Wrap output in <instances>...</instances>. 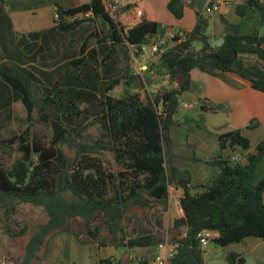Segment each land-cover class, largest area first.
Segmentation results:
<instances>
[{
    "label": "trees",
    "instance_id": "trees-1",
    "mask_svg": "<svg viewBox=\"0 0 264 264\" xmlns=\"http://www.w3.org/2000/svg\"><path fill=\"white\" fill-rule=\"evenodd\" d=\"M111 8V0H90L66 10L57 8L56 30L73 34L82 23L79 17H84L100 22L103 38L98 41L99 48L90 50L87 56L85 42L77 58L46 74L29 65L36 62L41 51L36 44L40 34L17 38L0 0V18H5L0 21V59L7 60L6 65H0V85L10 88L12 102L23 104L28 120L34 110L30 88L33 82L41 85L44 122L50 118L79 138L73 160L53 147L63 136L51 142V147L30 139L27 130L1 141V145L17 144L21 156L10 167L0 164V208L8 215L14 213L15 202H21L41 207L47 215V221L26 244L20 264L40 261L38 253L53 234L73 233L82 238L72 229L74 222L85 225L83 244L128 250L157 248L160 239L156 228L137 222L130 233L129 227L137 221L133 210L161 205L166 209L170 186L180 191L182 213L173 221L172 229H183V237L173 238L178 247L167 264H205V250L196 240L202 230L219 233L212 242L219 248L240 244L247 238L264 242V139L251 151L249 139L240 130L218 135L220 152L205 161V166L214 170L213 175L193 187L191 172L173 163L170 137L179 98L191 90L193 70L212 77L236 75L264 94V31L259 33V29L264 30V0H245L235 7L239 18L250 15L258 27L243 34L240 24L222 19L224 35L215 46L206 35L207 18L198 15L191 36L185 40L177 34L176 41L181 42L167 45L149 64L157 78L168 76L171 86L151 93L153 98L146 100L131 91L140 77L131 75L129 50L139 57L143 48L155 44L158 24L143 19L126 30L112 17ZM166 9L175 20L183 18L181 0H169ZM194 42L201 44L200 50L193 49ZM119 84L124 87L122 96H110ZM7 103L0 90V108ZM82 103L94 107L91 116L99 131L95 138L84 133L87 108L81 109ZM237 148L245 157L232 164L225 154L227 149ZM100 153L112 156L114 169L105 166L97 156ZM103 232L106 234L101 236ZM149 262L142 259L138 264ZM225 262L244 264L245 259L230 251ZM98 264L119 263L115 258H100Z\"/></svg>",
    "mask_w": 264,
    "mask_h": 264
},
{
    "label": "crops",
    "instance_id": "crops-1",
    "mask_svg": "<svg viewBox=\"0 0 264 264\" xmlns=\"http://www.w3.org/2000/svg\"><path fill=\"white\" fill-rule=\"evenodd\" d=\"M3 11L7 15L11 28L17 38L22 35L27 36L31 33L40 34L36 39L37 48H40V53L36 55V62L30 63L33 65L40 63L41 67L36 69L49 74L58 69L64 62H69L77 58L79 50L75 53L73 43L75 42V35L79 28L73 34H66L56 30L55 20L57 19L56 10L58 7L63 9H71L78 7L90 0H2ZM111 0L112 10L118 13L115 19L125 29L131 28L141 20L153 21L158 24L157 39H164L169 30L180 34L183 39H188L191 36L193 27L196 23L197 16L201 15L208 20L206 35L209 37V43L212 46L220 44L222 41L224 30L222 19L229 23L241 25V33H246L258 27L255 18L251 19L250 15L241 19L235 12L236 5L244 4L245 0H181L184 6V15L181 20H175L173 16L167 11L166 5L169 0ZM209 3L218 4L219 9L216 12L207 14L205 8ZM145 5L144 9L142 5ZM135 10L141 11V16L135 15ZM5 18L1 16L0 21ZM245 19L247 20L245 22ZM17 22V23H16ZM178 28V29H175ZM5 30V29H4ZM6 31V30H5ZM263 29H259V33H263ZM68 40L62 48L60 40ZM81 39V38H80ZM27 40H30L27 38ZM61 45V47H60ZM146 48V47H145ZM143 48L141 56L136 59V63L141 65L143 61H147L150 53L148 49ZM200 47L193 49L200 50ZM0 47V56L1 54ZM72 53H69L70 51ZM86 53V51H85ZM85 55V54H84ZM154 58L150 59L153 61ZM3 63H7L6 59H1ZM51 62V63H50ZM35 67V66H34ZM46 67L49 70H43ZM29 68V66H26ZM192 86L191 90L184 93L181 97L184 99L183 104H189L193 108L198 105L199 109L196 111V120L205 118L207 123L208 134L212 135L213 140L219 134H223L232 130H240L243 135L250 141V150H254L255 146L264 139V94L252 89L249 82L243 80L236 75L230 73L220 74L216 77L209 76L198 70L191 72ZM37 76V75H36ZM0 90L3 96L7 99V104L0 108V112L9 110L12 105V92L7 86L0 85ZM163 88V86L161 87ZM7 92V93H6ZM11 99V101H10ZM180 106L181 102L179 101ZM194 105V106H193ZM217 107V112L211 113L210 106ZM192 108V109H193ZM191 108L183 110L179 109L180 113L174 118L180 123V119L188 120L191 118L189 113ZM253 122L252 129L245 131L248 122ZM206 136H201L200 140L206 142ZM200 161L198 158L185 156L184 160L187 162H194L197 165L194 167L183 165V168L189 170L192 176V186L205 183L211 175H208V168L203 165L208 156H203ZM198 166L200 169H198ZM209 177V178H208ZM208 178V179H207ZM180 193V191H178ZM180 197V194H179ZM179 200V199H178ZM264 202V194H263ZM75 238L69 233H61L53 236L47 242L46 250L41 256V264H80L74 257L68 253L70 248H75ZM211 243L205 252L208 258H204L205 264H226L225 255L234 251L241 254L244 259V264H264V242L258 239L247 238L240 244L230 245L226 248H220V254L211 249ZM110 247H107V249ZM94 250L93 248H91ZM102 253L100 258H115L113 252L105 250L106 248H98ZM152 249V248H147ZM139 249V250H147ZM154 249V248H153ZM260 252L259 254H256ZM92 254V253H91ZM89 258L93 256L88 255ZM94 258V257H93ZM99 257L92 260V264H98Z\"/></svg>",
    "mask_w": 264,
    "mask_h": 264
},
{
    "label": "rangeland",
    "instance_id": "rangeland-1",
    "mask_svg": "<svg viewBox=\"0 0 264 264\" xmlns=\"http://www.w3.org/2000/svg\"><path fill=\"white\" fill-rule=\"evenodd\" d=\"M132 1V0H131ZM117 4H120V0L117 1ZM143 9L145 5H142ZM111 15L114 19H117L118 13L111 8ZM78 20H81L82 23L78 27L77 34L75 35V42L73 43L75 53L78 52L79 46L83 45L85 42L87 43L86 53L92 49H98V41L103 38V33L100 31L103 29L102 25L99 21L95 20L94 22L87 21L84 17H79ZM17 23V22H16ZM178 29V28H175ZM94 34H98V36H94ZM81 38V39H80ZM68 40L63 41L60 40L59 44L62 43V48ZM108 44V43H103ZM199 42H194L193 47L197 49L200 47ZM61 47V45H60ZM145 49H148L146 47ZM72 50L69 53L73 52ZM130 62L129 68L131 75L134 76L138 75L140 78L137 79L134 85L131 88L133 93L139 94L141 100H146L148 97L152 99L151 93H156L160 88L163 86L165 87L168 85L167 80L164 77L157 78L158 76L155 75V70L150 69L148 66L146 69L138 70L136 69V59L133 55V51L129 50ZM118 60H121V53L118 54ZM100 60V59H99ZM40 63L34 64L35 68L41 67V60ZM51 63V62H50ZM68 62L62 63L59 67L66 66ZM152 64V62H151ZM0 65H6L0 59ZM119 68V66H118ZM43 70H49L48 68L44 67ZM154 72L151 77L147 78L148 75ZM147 76V77H146ZM40 78V77H39ZM169 82V80H168ZM34 84L30 88L31 97L34 101V110L31 115V119H27L26 109L20 101L13 102L10 106L9 110L5 112H0V164L4 165L5 167H10L14 161L20 158L21 153L18 149L17 144H13L12 146L2 144L1 141H5L14 134L19 135L23 131L27 130L30 139L39 140L40 142L44 143L46 147H51V142L57 141L61 136L63 139L56 142L53 146L54 149L61 150L69 160H73L75 157V144L78 142V137L71 134V130L67 129L64 125H59L62 129V133L58 137V139L53 140L54 130L52 123L55 122L54 120L50 119L48 122H44L42 119L41 113L44 112L42 106L43 100V92H41V85ZM124 92V87L122 84H119L113 91L109 93L110 96L119 98L122 96ZM181 102V106L183 110L187 109V105L183 104L184 99L182 97L179 98ZM81 109L87 108V113L85 114L86 119L84 124L82 125L85 127L84 133L88 135L90 138H95L99 135L98 126L93 124L91 114L94 112V107L92 105H86L82 103L79 105ZM194 106V105H193ZM191 107L189 113L191 118L188 120L180 119V123L174 120V124L170 129V137H171V152L173 155V163L180 167L183 165L194 167L197 164L194 162H187L183 159L185 156H191L198 158L200 161L203 159V156H208L211 158L216 156L220 150L218 146L217 137L213 140L212 135L208 134L207 123H205V118L201 117V119L196 120L195 115L196 111L199 109V106L196 105L194 108ZM178 109V112H179ZM219 109L217 107L210 106V112L214 113L217 112ZM176 113L173 116V119L178 116L180 113ZM45 113L48 115L49 110L46 109ZM253 122L249 121L245 131H249ZM253 126V124H252ZM69 130V133H67ZM206 136V142H202L200 140L201 136ZM220 135V134H219ZM230 157L237 158V162L239 160H243L245 157V153L240 149H227L226 154ZM107 166L108 168L114 169L113 159L112 156L108 153H100L97 155ZM232 164L235 162L232 161ZM205 165V161L203 163ZM206 167V166H205ZM208 168V167H206ZM198 169L200 167L198 166ZM208 175H213L212 169L208 168ZM209 178V177H208ZM207 178V179H208ZM193 187H196L198 183H194ZM194 190H196L194 188ZM194 193V191H192ZM179 192L176 190L174 186L169 187V196L167 201V208L164 209L163 206H158L149 210H133V213L136 215L137 221H133L130 224L129 231L130 233L134 232L137 226V222L141 223L142 225L148 228H156V233L160 239V244L157 248L147 249V250H139V249H115V248H106L105 250H110L113 252L115 259L119 264H138L139 260L142 259H149L150 261L155 259L159 254V247L163 246H171L173 244V238H180L183 237V229H172V223L176 218L182 216L181 209L179 206ZM47 221V215L43 211L41 207L33 206L31 204H25L21 202H15V210L14 213H9L5 215L3 209L0 208V262L4 261L6 264H20L24 257L25 247L28 243L30 237L36 233V231ZM72 229L75 231H79L82 235V238H77L73 235V233H69L75 238V248H70V252L68 253L71 257H74L75 261L77 260L80 264H92V260L97 257H101L102 253L98 249L95 244H83L81 239L84 238V231L85 225L83 223L74 222L72 224ZM24 232L23 234L19 235L20 232ZM61 234V233H59ZM106 233L103 232L101 236H104ZM57 234L51 235L48 240L46 241L45 246L41 248V251L38 253L39 258L41 259L42 254L46 250L47 242L53 236ZM93 248L94 250H92ZM211 249L218 252L220 254L221 249L214 245L211 246ZM93 256H92V254ZM260 252L256 253L259 254ZM92 256L89 258V256ZM204 257L208 258V254L204 252ZM94 257V258H93ZM92 258V260H91ZM98 258V259H99ZM39 259V260H40ZM41 261V260H40ZM40 261L34 262L33 264H41Z\"/></svg>",
    "mask_w": 264,
    "mask_h": 264
},
{
    "label": "built area",
    "instance_id": "built-area-1",
    "mask_svg": "<svg viewBox=\"0 0 264 264\" xmlns=\"http://www.w3.org/2000/svg\"><path fill=\"white\" fill-rule=\"evenodd\" d=\"M218 9H219L218 4L209 3L205 8V12L207 14H210V13L218 11ZM135 15L137 17H140L141 11L135 10ZM176 36H177V33H175V31L169 30L164 39H159L155 44L150 45L148 47L149 53H150V57L148 59V64H145L147 61H143V63L141 65H138L136 63V69H138V70H141L142 68L146 69L149 66V64H151L150 59L156 58L157 55L163 53L165 51L167 45L170 46L173 44L174 41H176ZM179 42H181V39H178L176 41V43H179ZM153 74H154V72L150 73V75H153ZM164 78L167 80V83H168V85H166L165 88H170L171 85L168 82V76H164ZM191 107H192L191 105H187V108H191ZM231 160L234 162H237L236 157H232ZM218 237H219V233L215 230H202L196 234V240L198 241L200 248L203 250H206L208 248V246ZM177 247H178L177 243H173L169 247H167V246L159 247L158 256L155 259L151 260L149 262V264H167L169 259H171L174 256V254L176 253ZM0 264H6V263L4 261H2V262H0Z\"/></svg>",
    "mask_w": 264,
    "mask_h": 264
},
{
    "label": "water",
    "instance_id": "water-1",
    "mask_svg": "<svg viewBox=\"0 0 264 264\" xmlns=\"http://www.w3.org/2000/svg\"><path fill=\"white\" fill-rule=\"evenodd\" d=\"M52 126H53V130H54L53 140H56V139H58V137L62 133V129L60 128V126L58 125L57 122H53Z\"/></svg>",
    "mask_w": 264,
    "mask_h": 264
}]
</instances>
